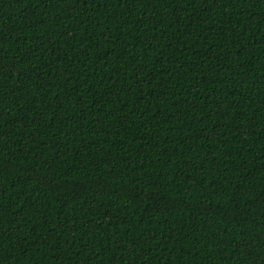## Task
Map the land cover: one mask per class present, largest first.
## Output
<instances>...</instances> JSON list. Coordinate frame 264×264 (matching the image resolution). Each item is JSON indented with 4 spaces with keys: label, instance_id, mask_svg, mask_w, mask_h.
<instances>
[{
    "label": "trees",
    "instance_id": "trees-1",
    "mask_svg": "<svg viewBox=\"0 0 264 264\" xmlns=\"http://www.w3.org/2000/svg\"><path fill=\"white\" fill-rule=\"evenodd\" d=\"M0 264H264V0H0Z\"/></svg>",
    "mask_w": 264,
    "mask_h": 264
}]
</instances>
